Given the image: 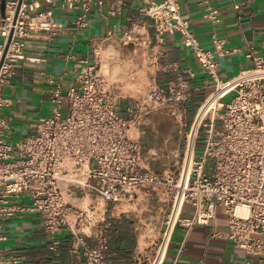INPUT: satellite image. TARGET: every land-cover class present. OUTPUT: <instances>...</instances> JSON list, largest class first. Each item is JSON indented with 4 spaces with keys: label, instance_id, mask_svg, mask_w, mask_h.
<instances>
[{
    "label": "built area",
    "instance_id": "obj_1",
    "mask_svg": "<svg viewBox=\"0 0 264 264\" xmlns=\"http://www.w3.org/2000/svg\"><path fill=\"white\" fill-rule=\"evenodd\" d=\"M138 1L141 15L152 21L155 39L162 42L167 33H178L181 43L214 82L211 94L221 92L208 117L204 115L196 128L186 174L182 173L172 185L168 177L161 178L144 168L142 144L131 136L130 129L153 109H178L183 105L188 80L177 74L164 87H147L144 96L133 99L124 116L118 110L120 97L100 72V52L94 48L92 62L79 61L75 84L48 79L51 111L38 119L34 134L12 145L5 141L8 121L0 117V228L5 219L33 211L39 215L52 247L59 244L57 234L66 230L81 248L79 255L85 264H109L105 235L111 223L100 221L96 242H86V230L95 221L94 209L89 208L92 204L81 206L85 194L108 202H129L139 190L165 188L170 194V209L164 228L158 240L147 252L139 253L133 264H162L175 225L186 229L207 225L217 209L227 218V230L212 236L219 235L248 255L264 259V59L249 49L246 57L253 66L221 81L216 72L217 59L235 49L225 48L226 41L215 35L211 47H203L181 16V0ZM203 3L204 17L219 21L218 10L206 0ZM58 4L74 13L73 26L79 30L89 27V12L104 1H4L0 18V107L7 105L1 88L10 84L20 61L32 60L25 53L27 40L38 34L55 36L61 31L54 22V7ZM112 34L109 31L107 37ZM121 41L131 43L130 30L122 34ZM189 76L194 74L189 72ZM230 94L232 98L225 100ZM199 140L201 152L197 154ZM21 197H27L29 205L15 202ZM185 204L191 207L187 218L180 215ZM18 262L16 256L0 254V264Z\"/></svg>",
    "mask_w": 264,
    "mask_h": 264
},
{
    "label": "crops",
    "instance_id": "obj_2",
    "mask_svg": "<svg viewBox=\"0 0 264 264\" xmlns=\"http://www.w3.org/2000/svg\"><path fill=\"white\" fill-rule=\"evenodd\" d=\"M3 1L0 0V18L4 14ZM103 1L101 7L93 6L89 12V27L79 30L73 26L74 13L62 4L55 5L54 22L61 26V31L55 36L38 34L27 40L25 53L32 60L20 61L10 84L1 88V96L7 100V105L0 107V117L9 124L6 142L13 145L36 132L38 119L51 111L48 79L75 84L79 61L92 62L94 48L100 52L101 74L120 97L118 110L122 115H127L126 108L133 105V99L145 95L147 87H164L181 74L189 82L187 101L180 106L181 112L186 116V124L194 122L198 110L214 92L215 84L202 71L193 53L181 43L179 34L167 33L159 42L155 39L152 21L141 15L138 0ZM206 1L218 10L219 21L204 17L203 0H181L180 13L203 47L210 48L215 35L226 41L225 48L236 50L217 59L216 72L221 81H228L253 66L246 57L249 49L264 59V0ZM126 30L132 35L129 44L121 41ZM109 31L113 34L107 37ZM189 72L194 76L190 77ZM213 102L214 97L200 109L197 124L188 136L186 156L191 153L196 128ZM134 126L130 129L131 136L142 139L140 125ZM142 158L148 155L143 153ZM160 200L164 203L159 204ZM15 202L30 203L27 197ZM86 204H92L89 208L94 209L92 220L95 221L86 230L88 244L96 242L100 221L106 219L111 223L105 235L109 264L135 263L138 254L147 252L160 237L170 209L168 195L160 189L139 190L129 202L103 201L86 193L81 206ZM180 215L190 217L191 207L183 205ZM226 230L227 218L220 209L207 225L186 229L176 224L162 264H264L263 258L248 255L219 235L212 236L214 232ZM0 235L1 257L16 256L19 259L16 264H85L79 255L81 248L75 245L68 231H60L59 244L52 247L36 212L25 210L5 219Z\"/></svg>",
    "mask_w": 264,
    "mask_h": 264
},
{
    "label": "rangeland",
    "instance_id": "obj_3",
    "mask_svg": "<svg viewBox=\"0 0 264 264\" xmlns=\"http://www.w3.org/2000/svg\"><path fill=\"white\" fill-rule=\"evenodd\" d=\"M232 96L233 94L228 95L225 100H230ZM137 123L135 126L140 125L141 132H143L142 139L139 138L143 153L148 155V158L143 160V167L161 178L168 177L167 180H171V184L174 185L183 173L186 163L188 136L192 132V124H186V116L181 112L180 107L174 109L169 106L147 112ZM216 126L218 127L219 123ZM200 144L201 140L198 141V147H196L197 154L201 152ZM160 189L163 192L166 191L165 188ZM169 196L170 194L168 198ZM163 201L160 200L159 204Z\"/></svg>",
    "mask_w": 264,
    "mask_h": 264
},
{
    "label": "bare ground",
    "instance_id": "obj_4",
    "mask_svg": "<svg viewBox=\"0 0 264 264\" xmlns=\"http://www.w3.org/2000/svg\"><path fill=\"white\" fill-rule=\"evenodd\" d=\"M219 94H221V92H218V93H215V94L213 93V94L210 95V97H209V99H208L206 105L209 103V101L211 100L212 97H214V102H213V104L210 106L209 110L213 108V106H214V104H215V100H216V98L218 97ZM206 105H205V106H206ZM205 106H203V107L201 108V110H202ZM201 110H200V111H201ZM209 110H208V111H209ZM208 111L206 112V114L208 113ZM199 114H200V113H199ZM199 114H198V117H197L196 123H195L194 126H193L192 131L194 130V128H195V126H196V124H197V121H198V118H199ZM206 114H205V115H206ZM202 118H203V117H202ZM202 118H201V119H202ZM199 123H200V122H199ZM189 157H190V153H187V156H186L187 159H186V164H185V168H186V170H185L184 172L182 171V172H183V176L186 174L187 169H188Z\"/></svg>",
    "mask_w": 264,
    "mask_h": 264
},
{
    "label": "water",
    "instance_id": "obj_5",
    "mask_svg": "<svg viewBox=\"0 0 264 264\" xmlns=\"http://www.w3.org/2000/svg\"><path fill=\"white\" fill-rule=\"evenodd\" d=\"M1 11H2V14H3V11H4V1L1 3Z\"/></svg>",
    "mask_w": 264,
    "mask_h": 264
}]
</instances>
